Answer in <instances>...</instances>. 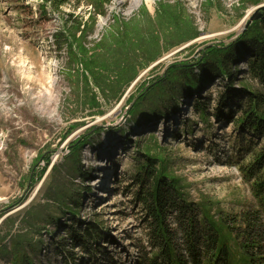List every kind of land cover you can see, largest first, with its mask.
Segmentation results:
<instances>
[{"label":"rangeland","instance_id":"374dc122","mask_svg":"<svg viewBox=\"0 0 264 264\" xmlns=\"http://www.w3.org/2000/svg\"><path fill=\"white\" fill-rule=\"evenodd\" d=\"M134 1L0 0V264H136L149 251L134 186L145 153L217 221L255 210L238 163L258 140L238 127L241 101L224 110L225 85L195 66L141 92L238 44L264 0ZM247 57L233 88L264 92ZM91 229L99 242H80Z\"/></svg>","mask_w":264,"mask_h":264},{"label":"trees","instance_id":"16d2710c","mask_svg":"<svg viewBox=\"0 0 264 264\" xmlns=\"http://www.w3.org/2000/svg\"><path fill=\"white\" fill-rule=\"evenodd\" d=\"M259 24H264V20L253 26ZM253 31L250 27L236 45L209 47L196 65L171 66L152 86L142 90L141 97L151 87L168 85L164 82L166 80L169 83L185 81L194 66L205 73L206 83L217 78L224 84V90L215 95L219 105L227 110L234 99H239L241 118L237 121L238 127L244 134H252L247 139L251 145L258 140V147L249 151L250 156L247 151L248 157L238 163L243 180L251 186L255 210L232 220L223 217L222 221H217L207 206L201 207L186 198L184 181L170 175L163 160L145 153L146 162L140 167L134 186L138 188L136 199L143 206L144 222L148 224L149 251L141 253L136 264H264V92L250 87L246 92L233 88L235 76L231 71L249 56L245 74L264 89V37L259 30L253 36ZM196 88L197 83H194L191 89ZM78 144L79 141L72 147ZM247 160L250 161L245 164ZM50 162L47 161L46 168ZM84 179L87 180L88 175ZM172 216L175 217V227L169 223ZM93 227L102 231L97 222ZM93 229L84 233L80 242L86 237L99 242Z\"/></svg>","mask_w":264,"mask_h":264},{"label":"water","instance_id":"95a60500","mask_svg":"<svg viewBox=\"0 0 264 264\" xmlns=\"http://www.w3.org/2000/svg\"><path fill=\"white\" fill-rule=\"evenodd\" d=\"M248 18H250V20L248 21V23H246L244 31H247L253 23L264 20V6H259L258 8H256L255 11L251 12L250 15H248Z\"/></svg>","mask_w":264,"mask_h":264},{"label":"bare ground","instance_id":"6f19581e","mask_svg":"<svg viewBox=\"0 0 264 264\" xmlns=\"http://www.w3.org/2000/svg\"><path fill=\"white\" fill-rule=\"evenodd\" d=\"M140 2H141V0H135L132 9H135L136 7H138V5L140 4ZM147 2L150 4V0H147Z\"/></svg>","mask_w":264,"mask_h":264}]
</instances>
